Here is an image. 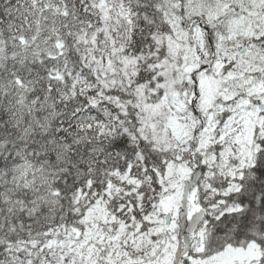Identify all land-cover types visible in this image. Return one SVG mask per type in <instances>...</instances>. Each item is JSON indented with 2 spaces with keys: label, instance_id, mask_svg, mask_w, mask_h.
<instances>
[{
  "label": "rangeland",
  "instance_id": "obj_1",
  "mask_svg": "<svg viewBox=\"0 0 264 264\" xmlns=\"http://www.w3.org/2000/svg\"><path fill=\"white\" fill-rule=\"evenodd\" d=\"M99 2L103 5V0ZM191 2L192 0H189V3L187 1L182 17L177 14L176 0H163L164 19L172 31L170 36H166L167 52L171 60L175 61L178 56L181 57L180 69L185 73V77L188 79L190 72L200 64H206L213 54L211 72L205 74L202 71L197 82L196 107L207 117L208 122L195 137V151L199 154L200 164L204 166L202 181L192 193L197 200L195 209L200 202L208 201L210 194L212 199L215 193L220 192L210 186L206 178H221V175L228 177L230 184L223 192L236 189L232 178L239 170L252 164L257 148L254 142L255 134L259 133L264 137L263 117L258 114L256 105L259 101L264 102V56L253 62L250 60L252 48L240 42L241 39L263 37L264 12L261 8L264 7V0H220L226 4L217 3L203 7L211 24L219 20V14H224V7L226 11L230 5L239 4L249 10L248 15L240 14L222 20L223 31L218 34V38L216 36L212 53L205 43L204 31L197 21L190 27L191 17L188 12ZM243 49H247L246 54H241ZM232 60L237 61L236 65L225 69ZM121 62L123 67L126 62ZM159 69L166 73L169 71L168 65ZM111 71L112 66L108 60H102L98 66V76L110 83ZM182 72L177 71V75ZM254 72L259 73L260 78L253 75ZM217 76H221L222 80L217 82ZM176 83L175 78H165L162 82L164 94L142 102V109L135 113V116L142 134L158 133L163 144L172 142L176 147L185 150L194 136L197 121L185 101L178 97ZM216 83L218 84L215 87ZM152 92L153 90L150 91ZM15 97V102H18V94ZM129 101L138 103L134 96L129 97ZM28 107L29 105L24 109L26 113ZM223 111L227 112L226 118L220 122L218 117ZM37 132L39 131L33 128L25 130L24 136L20 140L17 139L18 143L14 145H4V141L1 142L3 138H0V181L6 185L4 190L2 186L0 191V237L9 238L16 231H24V228L46 225L56 216L54 209L58 208L59 201L51 190L56 167L48 160L40 162L37 154L31 156L41 141L35 139ZM44 137H47L46 133H43L42 139ZM50 145L51 142L46 150L54 152L58 144L52 148ZM41 149L38 148V152ZM190 173L191 168L187 165L181 162L171 163L161 180L164 195L151 214L146 230L139 231L138 227L127 228L116 223L115 227L119 232H123V236L113 241L112 251L106 255L98 254L102 242L97 235L98 223L104 221L106 211L104 207H97L90 209L83 220L81 219L86 226L81 234L53 236L45 244V252L40 247L34 254H23L10 246L12 242H6L8 245L3 248L4 256L0 253V262L20 264L22 260L23 264H57L55 255L62 256L60 251L73 252L80 247L82 252L74 256L70 264H118V260H128L131 256L138 258L142 264H169L176 246L174 223L171 222L164 229L162 217L166 213H171L173 217L177 215L182 188ZM201 192L207 194L202 196ZM58 230L54 229L48 234L56 235ZM76 236L82 238L78 239ZM93 240L95 245L92 244ZM202 246L203 238L199 232L193 239L192 249L197 253ZM127 249H131V253H125ZM53 251L58 253L54 255ZM259 258L260 253L256 248L247 246L244 249L227 248L226 251L206 259L190 256L188 264H257Z\"/></svg>",
  "mask_w": 264,
  "mask_h": 264
},
{
  "label": "trees",
  "instance_id": "obj_2",
  "mask_svg": "<svg viewBox=\"0 0 264 264\" xmlns=\"http://www.w3.org/2000/svg\"><path fill=\"white\" fill-rule=\"evenodd\" d=\"M94 3L97 0H0L1 142L12 137L11 118L20 113L15 102L17 92H4L6 82L17 79L32 92L29 103L24 102V109L29 105L28 113L24 110L28 129L39 131L35 139L41 140L43 133L50 132L51 138L58 144L54 152L49 153V158L52 165L61 167L55 169L53 188L63 206L57 216L40 230L48 229L49 225L63 226V222L74 221L78 215L74 210L76 199L83 193L87 199L93 198V193L101 190L102 179L115 174L138 178L143 172L155 178L158 172L163 173L165 164L174 158L168 151L154 149L153 144L141 136L131 109L127 110L126 116H121L117 101L108 95L97 96L94 78L89 70L91 62L87 63V55L80 58L79 45L72 42L69 34L70 29L77 26H100L107 21L119 24L124 34L123 52L129 64V86L153 85V78L159 69L157 63L166 54L164 49L160 50L161 58L156 56L153 39L165 28L159 10L161 0H125L119 12L109 16H104L100 10H92ZM55 17L66 20L57 21ZM40 18H44L51 29L69 28H66L67 34L59 35L69 48H64L63 54H58L55 60L43 53L17 57L15 42L18 46L25 43L24 47L21 45L25 50L40 39ZM100 41H103L101 37L95 39L89 53L96 48L101 49ZM80 47L88 48L85 43ZM96 58L98 56L93 63L97 61ZM107 58L112 60L113 57L108 55ZM47 72L51 74L49 77ZM56 74L60 77L54 76ZM171 74L174 75L175 71ZM116 94L119 97L125 93L118 91ZM42 116L49 117L46 126L37 119ZM2 144L6 145L7 142ZM35 150L37 157L42 155V150L38 152L37 147ZM139 164L140 167L136 169ZM247 177V180L241 181L244 182L243 187L235 195L243 209L208 221L206 253L220 249L225 243L244 245L249 241L264 252V149L257 154L256 163ZM6 239L13 240L11 236ZM29 239L38 240L36 236ZM43 243L40 241V244Z\"/></svg>",
  "mask_w": 264,
  "mask_h": 264
},
{
  "label": "water",
  "instance_id": "obj_3",
  "mask_svg": "<svg viewBox=\"0 0 264 264\" xmlns=\"http://www.w3.org/2000/svg\"><path fill=\"white\" fill-rule=\"evenodd\" d=\"M260 107L264 109V106H260ZM189 231H192V229L189 228ZM173 264H182V261L181 260H177V261L173 262Z\"/></svg>",
  "mask_w": 264,
  "mask_h": 264
},
{
  "label": "bare ground",
  "instance_id": "obj_4",
  "mask_svg": "<svg viewBox=\"0 0 264 264\" xmlns=\"http://www.w3.org/2000/svg\"><path fill=\"white\" fill-rule=\"evenodd\" d=\"M12 5H13V4H12ZM15 5H16V4H15ZM15 5H14V6H15ZM16 8H17V7H16ZM68 9H69V8H68ZM28 12H29V11H28ZM32 12H33V10H32ZM33 14H34V13H33ZM32 16H33V15H32ZM62 37H63V36H62ZM30 65H31V64H30ZM30 65H29V66H30Z\"/></svg>",
  "mask_w": 264,
  "mask_h": 264
}]
</instances>
